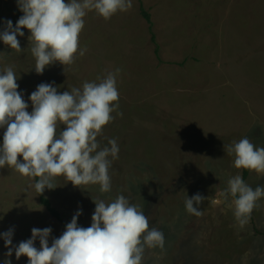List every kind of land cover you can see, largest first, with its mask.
<instances>
[{
    "label": "rangeland",
    "instance_id": "374dc122",
    "mask_svg": "<svg viewBox=\"0 0 264 264\" xmlns=\"http://www.w3.org/2000/svg\"><path fill=\"white\" fill-rule=\"evenodd\" d=\"M132 2L108 20L88 12L79 35L85 54L43 74L34 68L30 30L17 37L21 52L0 41V71L13 68L26 101L42 82H55L62 93L120 69L117 112L123 115L113 112L115 119L97 137L101 148L110 147L109 139L120 148L109 169L111 191L74 186L61 175L44 197L66 224L82 208L78 224L85 228L93 199L129 198L165 237L163 250H145L143 264H264V197L240 227L233 206L220 196L229 178L242 173L227 147L247 137L264 148V0ZM21 15L16 0H0V21L15 25ZM244 181L253 189L264 186V173L249 170ZM34 184L13 168L0 169V232L14 229L13 245L30 238L34 227L52 228L49 245L65 231L40 203ZM196 193L205 197L199 217L185 208L187 196ZM7 250L0 239V264ZM8 258L12 264L28 260H17L14 252Z\"/></svg>",
    "mask_w": 264,
    "mask_h": 264
},
{
    "label": "clouds",
    "instance_id": "9594fccd",
    "mask_svg": "<svg viewBox=\"0 0 264 264\" xmlns=\"http://www.w3.org/2000/svg\"><path fill=\"white\" fill-rule=\"evenodd\" d=\"M16 4L23 15L15 25L10 19L0 21V41L21 52L17 37L25 35L22 29L30 30L37 74L56 62L71 65L77 55L85 54L87 50L79 47V35L88 12L95 11L108 20L133 6L132 0H16ZM119 72L117 68L98 83L86 81L82 88L62 93L55 82H42L28 96V111L29 103L23 91H18L13 68L0 71V169L7 166L23 176L38 178L34 188L39 194L55 188L52 181L61 175L74 186L99 185L101 193L110 192L109 169L120 148L115 139L108 140L110 147L101 148L97 137L115 119L112 113L119 108ZM61 125L65 127L58 130ZM227 152L235 157L234 167L264 173V148L256 147L247 137L229 145ZM220 196L231 203L234 217L243 227L257 201L264 197V186L253 189L237 174L229 178ZM204 199L200 193L187 196L186 211L202 216L199 206ZM93 201L91 225L85 228L78 224L83 211L79 208L51 245V227L32 228L31 237L18 245H13L14 229L0 232L8 249L2 264H12L8 257L13 252L17 260L26 256L27 264H143L146 249H164L163 232L150 227L144 211L129 198L121 194L109 203Z\"/></svg>",
    "mask_w": 264,
    "mask_h": 264
},
{
    "label": "trees",
    "instance_id": "16d2710c",
    "mask_svg": "<svg viewBox=\"0 0 264 264\" xmlns=\"http://www.w3.org/2000/svg\"><path fill=\"white\" fill-rule=\"evenodd\" d=\"M141 12H142V15L144 16V18H145V19L147 20V22L149 23V28H150V30H151V28H152V23H151V19H150L149 14H148L145 10H143V9H141ZM154 38H155V37H154V34L151 33V40H152V41L154 42V44H155V52H156V55H158L159 47H158V45L156 44ZM1 138H2V136L0 137V139H1ZM248 172H249L248 169H243V168H242L241 176H242L243 180H245V179L247 178V176H248ZM37 179H38V178H35V182H36ZM37 194H38V197H39V201H40V203H41L43 206L46 207V209L49 211V213H50L53 217H55L57 220H59V221L62 223V225H63V227H64V230H65L66 223L62 220V218H61L59 212L51 206L49 200L46 199V198L44 197L43 193H42V194H39V193L37 192ZM257 233H258V231H257Z\"/></svg>",
    "mask_w": 264,
    "mask_h": 264
}]
</instances>
